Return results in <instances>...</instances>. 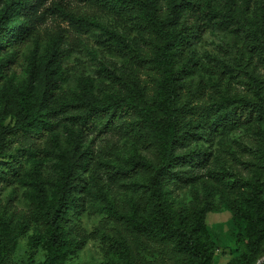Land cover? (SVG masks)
<instances>
[{
    "label": "trees",
    "instance_id": "obj_1",
    "mask_svg": "<svg viewBox=\"0 0 264 264\" xmlns=\"http://www.w3.org/2000/svg\"><path fill=\"white\" fill-rule=\"evenodd\" d=\"M47 1L0 0V183L29 180L26 199L47 236L43 264H61L82 249L83 242L69 223L83 208L82 175L91 162L88 138L96 130L111 132L129 117L137 118L154 150L152 155L133 156L122 171L132 174L129 177L148 176L152 208L125 217V228L134 236L171 246L183 257L181 264H213L214 249L206 233L207 217L217 210L213 197L194 209L174 208L164 190L180 191L201 181L213 156L199 146L201 140L214 144L238 128L264 126V89L260 75L252 71V97L225 96L192 113L186 81L197 74L195 46L218 22L215 19L254 36L261 59L264 33L256 34L252 24L243 23L230 9L203 8L202 0H116L160 41L152 64L159 74L161 99L153 98L138 77L106 68L103 72L117 83V90L100 93L92 78L81 76L76 89L60 101L64 35L52 39L48 55L34 43L49 11ZM82 20L86 27L98 26ZM114 37L120 51L128 49L122 36ZM25 64L27 76L17 81L14 76ZM63 122L65 149L56 157L54 174H27L24 169L40 160L47 143H61L54 133ZM236 178L234 197L226 199V205L241 230L242 250L229 264H257L264 257V176L258 169L246 185ZM122 255L135 264L128 245Z\"/></svg>",
    "mask_w": 264,
    "mask_h": 264
},
{
    "label": "rangeland",
    "instance_id": "obj_2",
    "mask_svg": "<svg viewBox=\"0 0 264 264\" xmlns=\"http://www.w3.org/2000/svg\"><path fill=\"white\" fill-rule=\"evenodd\" d=\"M202 1L203 8L230 9L243 23L252 24L256 34L264 33V25L259 27L264 22V0ZM46 7L49 11L34 43L48 55L52 39L64 35L60 101L76 89L81 76L92 78L100 93L117 90V83L103 72L106 68L138 77L153 98L161 99L159 74L152 64L160 41L139 26L131 9L121 7L116 0H48ZM163 7L165 12V2ZM82 19L98 26L86 27ZM215 20L218 22L195 46L197 74L186 81L188 108H195L190 110L192 113L225 96L252 97V71L260 75L264 89V59L255 49L256 38L227 21ZM115 35L125 39L127 50L120 51L115 46ZM26 68L25 64L15 74L17 81L26 78ZM137 123L136 117H129L111 132L101 134L96 130L88 138L91 162L82 175L83 208L69 223L83 247L61 264H129L127 256L122 255L127 245L135 264H181L183 257L175 254L171 246L134 236L123 224L125 217L148 213L152 208L148 176L129 177L132 174L122 171L133 156L152 155L154 150ZM64 129V122L60 123L54 134L61 143H47L40 160L30 162L24 169L27 174H54L56 157L65 149ZM199 146L213 154L201 181L180 191L166 189L164 195L174 208L189 209L200 207L208 196L213 197L217 210L206 220V233L214 249L213 264H229L241 255L242 243L241 230L226 199L234 197L236 177L246 185L256 170L260 169L264 176V126L241 127L216 138L214 144L201 140ZM28 183L29 180L0 183V264H43L46 260L47 236L26 199Z\"/></svg>",
    "mask_w": 264,
    "mask_h": 264
},
{
    "label": "water",
    "instance_id": "obj_3",
    "mask_svg": "<svg viewBox=\"0 0 264 264\" xmlns=\"http://www.w3.org/2000/svg\"><path fill=\"white\" fill-rule=\"evenodd\" d=\"M264 263V258L261 259L257 264H263Z\"/></svg>",
    "mask_w": 264,
    "mask_h": 264
}]
</instances>
